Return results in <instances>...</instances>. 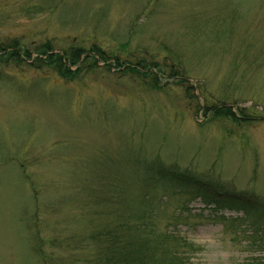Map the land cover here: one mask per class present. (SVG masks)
I'll use <instances>...</instances> for the list:
<instances>
[{
  "label": "rangeland",
  "instance_id": "rangeland-1",
  "mask_svg": "<svg viewBox=\"0 0 264 264\" xmlns=\"http://www.w3.org/2000/svg\"><path fill=\"white\" fill-rule=\"evenodd\" d=\"M10 39L30 58L0 63V264H41L34 233L46 253L84 264L95 250L86 233L119 224L120 207L136 210L144 190L158 208L149 223L175 239L161 247L176 245L190 264L262 261L260 224L165 178L146 180V168L264 198V0H0V40ZM45 42L96 45L109 58L66 80L32 62ZM114 57L156 63L158 84L120 73ZM212 103L239 120L204 110ZM112 172L110 204L73 201ZM69 232L74 243L63 247Z\"/></svg>",
  "mask_w": 264,
  "mask_h": 264
},
{
  "label": "trees",
  "instance_id": "trees-1",
  "mask_svg": "<svg viewBox=\"0 0 264 264\" xmlns=\"http://www.w3.org/2000/svg\"><path fill=\"white\" fill-rule=\"evenodd\" d=\"M36 56L33 59V63L37 68H48L61 78L66 80L74 79L76 75L81 71L82 67L89 68L96 67V58L99 57L102 60H107L109 57L105 56L98 46H92L86 49L82 46H68L65 49L54 51L52 45L49 42L41 44L35 50ZM27 58H30V53L26 50H22L18 40L10 39L8 41L0 40V63L5 65L11 63L14 66H18L23 63ZM115 62L118 64L117 69L120 73L132 72V74H141L143 77L152 76L155 79L153 85H157L160 73L152 69L157 68V64L153 63L150 67L148 64H143L139 60L132 61H117V57H114ZM127 62H129L127 64ZM32 65V64H31ZM75 66L74 69L72 67ZM124 68L121 70L120 68ZM160 72L159 68H157ZM177 70H170L169 77L178 76ZM204 110L213 112L215 117H233L237 120L238 116L233 112L231 107L221 104L205 105ZM239 115H244L243 109H238ZM148 171L146 175L149 177L146 180H157L160 177L167 179L170 185L180 186L190 196L200 197L205 205L214 204L217 208H228L231 210L242 211L252 224H260L262 231L264 232V198L259 197L250 192H236L229 189H224L218 183H210V181L200 180L191 175L177 172L171 168L165 169L160 164L151 163L147 166ZM115 173V174H114ZM112 172L107 175H95L92 179V183L87 186H79L77 191L74 192L73 201H78L79 204L88 206L94 204L111 203V193L108 188L113 184H117L113 181L114 176L120 180L117 172ZM101 181L100 183H98ZM118 192H123V188H119ZM120 197V195H119ZM152 196L148 190H144V193L140 196L139 207L136 210H127L121 208L122 221L119 224H105L103 230L95 229L94 232L86 233V242H90L94 246V252L90 256L80 259L84 264H149V263H161V264H190L185 258V254L181 257L175 247L172 244L168 248L161 247L164 243V239L175 241L174 237L169 233L159 232L156 230L154 224L149 223V219L153 214L152 210H158V208H151L150 204ZM150 202V204H148ZM88 204V205H86ZM141 204V206H140ZM106 216L111 214L106 212ZM91 214V213H90ZM95 214V213H94ZM151 214V215H150ZM90 216V215H89ZM90 218V217H89ZM138 218L134 225H130L131 221L128 219ZM92 220V219H91ZM97 220L94 219V221ZM259 228V227H258ZM73 233L69 232L64 236L66 244L63 247L73 245L74 239ZM33 246L35 253L41 264H75L73 261L74 256H68L58 252H48L44 250V241L37 233H34ZM264 241V237H262ZM53 239L50 242L54 243ZM252 264H264V258L260 262L254 261Z\"/></svg>",
  "mask_w": 264,
  "mask_h": 264
}]
</instances>
